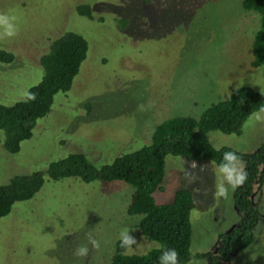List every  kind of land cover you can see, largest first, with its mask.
Instances as JSON below:
<instances>
[{"label": "rangeland", "instance_id": "1", "mask_svg": "<svg viewBox=\"0 0 264 264\" xmlns=\"http://www.w3.org/2000/svg\"><path fill=\"white\" fill-rule=\"evenodd\" d=\"M242 1L0 0V14L9 16L0 17V50L15 56L12 64H0V104L24 100L42 81L40 59L59 33L86 36L91 46L72 90L55 97L51 112L18 154L4 149L0 133V185L16 175L44 172L74 153L97 167L110 164L149 144L155 127L170 117L198 118L241 87L264 93V66L251 65L260 18L243 10ZM83 4L93 5L94 21L77 14ZM256 114L260 119L253 115L240 137L210 133L212 145L258 149L264 142V112ZM166 162L157 202L169 203L182 189L193 191L191 252L214 251L219 236L240 222L237 187L212 162L172 156ZM218 184L227 188V198L215 196ZM133 193L125 182H47L35 199L17 204L0 221V264H110L122 233L136 241L129 255L146 254L158 245L139 234L140 218L127 214ZM253 201L263 218L256 241L226 264H264V185L256 184ZM78 248L88 254L77 256Z\"/></svg>", "mask_w": 264, "mask_h": 264}, {"label": "trees", "instance_id": "2", "mask_svg": "<svg viewBox=\"0 0 264 264\" xmlns=\"http://www.w3.org/2000/svg\"><path fill=\"white\" fill-rule=\"evenodd\" d=\"M242 8L260 18V28L252 44L251 64L258 69L264 66V0H243ZM77 14L95 20L91 4L79 5ZM62 34L52 39L48 52L40 59L44 70L42 81L30 88L24 100L13 105L0 104V133L4 136V149L11 155L18 154L22 144L32 139L38 122L51 112L55 97L72 90L88 59L91 46L86 36L75 32ZM14 61L12 53L0 50V64L9 65ZM261 108H264V93L249 86L241 87L231 91L228 99L212 104L198 118L174 116L164 120L155 127L149 144L118 156L110 164L97 167L85 155L74 153L52 162L44 172L16 175L7 184L0 185V221L10 215L17 204L35 199L49 181L74 178L86 184L125 182L134 189L128 216L139 217V234L158 246L143 255H129L128 250L121 248L120 239L110 264H171L167 259L171 249L179 253V264L197 259L207 260L208 264L229 263L233 256L247 251L255 243L256 230L263 222L253 197L256 184L260 188L264 185V142L255 151L239 152L227 146L215 148L209 135L220 132L242 136L247 121ZM225 153H233L238 159H225ZM168 156L199 164L212 162L220 168L234 167L237 162L243 164L246 180L234 193L240 222L230 232L219 236L218 246L212 252H191V216L197 207L193 191L179 190L165 204L156 200L155 195L164 191Z\"/></svg>", "mask_w": 264, "mask_h": 264}, {"label": "clouds", "instance_id": "3", "mask_svg": "<svg viewBox=\"0 0 264 264\" xmlns=\"http://www.w3.org/2000/svg\"><path fill=\"white\" fill-rule=\"evenodd\" d=\"M6 16L9 17L6 14H0V17H6ZM11 19L15 20V17L13 16L11 17ZM13 34L14 33L9 32V35H13ZM141 108H143V106H141ZM260 111L264 112V108H261ZM253 115L256 117V119H260L258 114L254 113ZM224 156H225V159H228L230 161H235L238 159L237 156L233 153H225ZM222 170L226 174V179L228 181V184L231 185L233 189H235L237 186L242 185L244 181L246 180V173L244 172L243 169L238 170L236 167H223ZM217 188L218 190L216 191L215 196L217 198L219 197L227 198V195H228L227 188L219 184L217 185ZM124 231L126 232L127 229H125ZM91 243L94 248L99 247V243L96 240L91 241ZM135 243L136 241L134 239L127 237L123 233L121 234V248L125 250H131L132 244H135ZM87 254H88L87 248H78L76 250L77 256H86ZM167 259L171 262V264H179V253L175 249H171V255H168ZM188 264H194V262L189 261Z\"/></svg>", "mask_w": 264, "mask_h": 264}]
</instances>
